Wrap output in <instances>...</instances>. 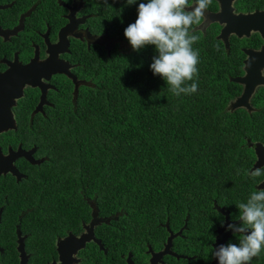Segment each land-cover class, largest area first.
Wrapping results in <instances>:
<instances>
[{
    "label": "flooded vegetation",
    "instance_id": "flooded-vegetation-1",
    "mask_svg": "<svg viewBox=\"0 0 264 264\" xmlns=\"http://www.w3.org/2000/svg\"><path fill=\"white\" fill-rule=\"evenodd\" d=\"M85 4L0 0V264H218L212 252L219 245L239 244V236L226 230L240 223L236 204L264 189V177L244 174L257 162L264 168V127L245 133L248 163L222 170L220 185L198 188L203 201L202 209L195 205V218L186 211L181 217L177 202H159L158 211L141 213L144 219L134 225L135 213L112 188H55L46 180L37 185L36 168L55 152L51 132L64 128L81 98L99 87L103 51L110 56L114 48L128 47L100 31L98 15ZM195 27L222 41L230 58L224 63L235 70L230 80L250 69L264 82V0H212ZM235 83L239 91L226 109L264 113V83L255 87L249 106L233 108L246 87ZM250 264H264V251Z\"/></svg>",
    "mask_w": 264,
    "mask_h": 264
},
{
    "label": "trees",
    "instance_id": "trees-1",
    "mask_svg": "<svg viewBox=\"0 0 264 264\" xmlns=\"http://www.w3.org/2000/svg\"><path fill=\"white\" fill-rule=\"evenodd\" d=\"M85 2L86 11L98 15L99 30L128 47L114 48L110 56L103 51L99 87L81 98L64 128L51 132L55 152L36 168L41 170L37 185H48L46 180L55 188H112L116 200L135 213L134 225L144 219L141 213L158 211L159 202H177L181 217L186 211L195 218V205L203 201L198 188L220 185L222 170L249 162L243 159V139L256 127L261 131L264 113L226 109L239 85L230 80L234 66L224 63L230 58L215 35L195 31L200 40L192 47L199 51V64L192 82L198 90L177 97L150 68L155 47L134 50L124 36L137 19L139 3L147 0Z\"/></svg>",
    "mask_w": 264,
    "mask_h": 264
},
{
    "label": "clouds",
    "instance_id": "clouds-1",
    "mask_svg": "<svg viewBox=\"0 0 264 264\" xmlns=\"http://www.w3.org/2000/svg\"><path fill=\"white\" fill-rule=\"evenodd\" d=\"M107 0H105V3ZM136 0H126L131 5ZM212 0H147L138 5V16L124 30L134 50L153 45L157 55L150 68L166 81L174 96L192 95L198 90L199 51L193 44L200 40L194 34L201 25ZM251 64V61L249 62ZM191 82V83H189ZM249 178L264 177V168L245 170ZM239 224L227 229L239 236V244H221L212 252L218 264H250L264 251V189L252 191L247 202L236 204Z\"/></svg>",
    "mask_w": 264,
    "mask_h": 264
},
{
    "label": "water",
    "instance_id": "water-1",
    "mask_svg": "<svg viewBox=\"0 0 264 264\" xmlns=\"http://www.w3.org/2000/svg\"><path fill=\"white\" fill-rule=\"evenodd\" d=\"M229 9H231V8L229 7ZM229 9H228V11H229ZM215 17H218V14ZM219 37L222 38L223 36H219ZM222 39H224V41H225L226 48L229 49V41H228V39L226 37H224ZM249 62L250 61H247V66H253V64H252L253 62L251 61V64ZM259 67L260 66H253V68L255 70H257ZM256 77H257V74H255V72H253V71H251L249 69V73L246 76L232 78V80H234L235 82L243 83V84L246 85L242 96L239 97L237 100H235L231 104L233 108H237V107H240L242 105L249 106L248 100H249L250 96L252 95L255 87L258 84L264 83V82L257 81ZM34 85H36V84H34ZM257 149H259V148H257ZM39 162H41V161L40 160H35V163H39ZM261 163L262 162H257V164H255L253 169H256L257 167H259Z\"/></svg>",
    "mask_w": 264,
    "mask_h": 264
}]
</instances>
